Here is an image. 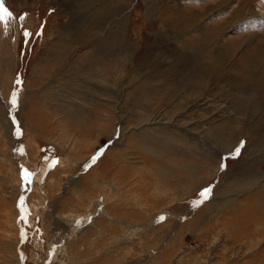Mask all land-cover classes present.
I'll return each mask as SVG.
<instances>
[{"label":"rangeland","instance_id":"obj_1","mask_svg":"<svg viewBox=\"0 0 264 264\" xmlns=\"http://www.w3.org/2000/svg\"><path fill=\"white\" fill-rule=\"evenodd\" d=\"M62 1L0 0V9L7 10L11 14L10 17L5 16L4 11L0 10V92L2 91L0 93V264H7L8 257L11 264H42L44 257L46 259L44 264L53 263L55 249L61 245L54 246L52 255L50 252L53 247L48 251L42 221V213L48 200L36 212L34 207H40L35 187L38 184L44 186L49 174L56 170L59 160L63 157H70L81 162L80 164L86 160V172L97 160H101L100 173H95L91 180L84 178L81 185L91 181L94 184L97 183V186L107 184L106 188H109L112 184L117 199L123 200L119 203L118 210L114 211L115 215L124 220V226H130L133 221L138 226L139 232L136 230L130 232L134 237L130 233L129 236L127 235L128 239H133L132 243L129 240V244L117 247L114 252H120L116 253L117 255L114 253L113 258L119 254L124 255L126 251L130 252L131 256L143 254L141 256L144 257L140 259L143 261L142 264H152L154 256H161L156 262L164 264L170 258L168 254L164 256V250L168 248L166 246L174 240L173 237L178 232L177 239L175 238L176 245L173 249L170 246L171 248L169 247L170 249L168 248L166 252L176 255L181 254L182 251L184 258L182 264H202L205 260L215 257L218 264L224 259L228 264H260L261 262L264 264L262 258L264 257L263 97L261 96L262 100L255 101L254 92L249 93L250 88L253 89L254 86L250 85L247 89L246 87L242 89L236 81L232 83L231 74L227 68V70L224 68L225 71L221 68L224 74L218 71L222 73L221 75L217 71L210 73L207 66L203 65L205 60L202 62L201 58L198 62L194 58L191 59V63L196 65L195 68L189 67L190 64L184 67L181 63L185 61L178 56V53L183 50L184 42L192 45L200 37L199 33L187 36L186 28L190 25L191 17H202L208 11L217 8L220 10L222 7L224 8L222 10L226 9L225 14L209 20L206 25L219 27L232 17L233 11L240 10L244 4L253 7L252 10L260 15L257 18L259 20L250 25H240L228 35L227 39L231 43H239L243 38L257 36L258 39L251 48V52L249 53L248 50L247 52L249 57L261 55L264 50V3L262 0H232V4L229 0ZM65 10H68L70 18L69 15L66 17ZM89 17L93 20V24L98 23L95 25L96 28H93L94 32L90 39L83 30V24L87 23ZM257 22L259 23L256 24ZM68 24L72 26L75 44L66 46V33L62 30ZM78 25H80L79 28ZM109 46H111L110 49ZM68 48L70 49L67 50ZM87 50H95L96 55L93 54L95 56H90L89 59H85L86 61L81 60V55ZM240 50L242 51V48ZM7 55L10 56L9 60ZM227 55L223 54L221 60L231 67L234 63L229 64L231 60ZM233 55L231 57L234 59L236 56ZM100 57L105 60L101 61ZM6 62H10L9 65ZM187 67L190 70L186 73L185 70L181 71V68ZM193 68L194 70H191ZM196 70L198 72H195ZM4 73H6L4 76L9 77L6 76L9 82H6L9 94L7 91L3 92L1 76ZM200 75L203 76L205 83L195 82ZM261 77V73L256 74V82ZM193 82L197 84L195 87ZM199 87L200 90H198ZM13 93L16 99L15 107L11 104ZM207 104L208 107H206ZM66 107L73 115L67 117L69 123L67 126L64 125L65 128L59 122L63 116L60 110H65ZM257 109L260 111L258 112ZM147 111L155 115H164V118L168 120L174 115L179 118V122L185 123L190 131L179 130L176 132L177 137L175 133L163 135L162 138L175 137V140L179 139L180 142L183 139L186 145L184 142H181L182 144L178 142L174 143L173 147L171 141L170 143L163 140L158 143V147L157 143L151 144L149 141H140L138 138L131 137L129 140L128 135L136 137L138 134L132 129L136 127L138 129L142 125V122L134 116L135 113L137 112L138 116L141 115L145 119ZM106 114L113 117L110 122H105ZM116 114H124V121L117 126L116 135H114L110 131L114 127L112 124L117 118ZM12 115L15 116L17 125L14 124ZM81 117L86 123L84 126L78 125V121L82 120ZM232 117L236 121L228 125L229 118ZM245 127H248L249 135H240L239 131L241 133ZM259 127L261 131L259 130L260 132L253 136L249 129L252 128L251 131H253ZM8 130L11 131L10 134ZM130 132L132 134H129ZM49 140H55L59 147ZM241 142L243 147L239 155L233 156L232 153ZM20 143L23 144L21 152L18 151ZM149 144L155 145L157 151L164 155L161 163L146 153L143 148L140 149ZM195 144L199 149L194 152L192 148ZM220 147L229 151L223 154L221 162L217 159ZM7 151L11 161L14 160L11 163L10 158L4 155ZM120 155H123L122 159L117 157ZM169 160L187 169L176 168L174 172L173 170L168 172L166 169L169 168L167 166ZM112 162L121 166L124 164L123 171L117 170L118 176L114 175L115 170L107 174L105 172ZM157 163L161 165L160 168ZM154 165L157 167L155 168ZM207 167L211 171L220 169V178L216 177L215 180L210 181L206 172L209 170ZM150 169H154L156 173H152ZM157 170L161 173L158 174ZM179 170H190V174L187 172L186 174H189L191 178L181 175ZM64 172L67 173L66 170H58L53 174L54 178H61ZM72 172L75 171L72 170ZM133 172L140 174L136 175ZM167 174L171 180L167 178ZM31 176L32 180H30ZM63 180L65 181V177ZM218 188H221V194L219 193L214 201ZM205 189H210L207 199L201 196ZM48 191L52 200L58 197L53 189ZM164 191H167L168 197L164 196ZM84 194L81 200L75 195L65 197L56 204V210L62 215L70 214L71 216L77 212L78 208L82 210V207L87 205L88 194L93 198L100 195L99 189L95 190L93 185ZM257 196H259L258 199H256ZM171 198L178 199L172 202ZM110 205L114 207V204L110 203ZM98 206L99 204L91 206L92 211L89 210L90 213L85 217L93 215L90 218H98L100 215ZM166 210L169 214L162 215ZM81 222L77 224L76 231L82 229L80 225L84 222ZM102 224H104L103 221H99L97 226ZM84 226L86 228L87 224ZM68 227V224L60 227L62 233L66 234ZM109 230L112 233H122L120 225H115L112 230ZM123 230L124 234L129 232L126 229ZM9 233H13V236L8 239ZM89 234L81 239L82 243L88 247V249L85 248L86 251L83 250L87 252L84 253L83 260L88 259L93 253L92 264H104L103 258H98L97 253L110 246L111 238L109 235L98 237L95 231ZM245 250L253 251L255 256L248 254V258L241 259ZM231 251L240 255V258L234 257ZM260 251L262 254L256 257ZM251 257L255 259L249 260ZM106 258L114 261L111 256L104 257ZM116 261L120 262V260ZM138 262L140 261L135 257L127 264Z\"/></svg>","mask_w":264,"mask_h":264},{"label":"bare ground","instance_id":"obj_2","mask_svg":"<svg viewBox=\"0 0 264 264\" xmlns=\"http://www.w3.org/2000/svg\"><path fill=\"white\" fill-rule=\"evenodd\" d=\"M230 2L229 3H231V1L232 0H229ZM61 2H63L62 0H61ZM68 2V1H67ZM71 3V2H70ZM77 4V3H76ZM232 4V3H231ZM62 6V5H61ZM76 7V6H75ZM78 7H79V5H78ZM63 8V7H62ZM226 8H228V6L226 7ZM69 9V8H68ZM111 9V8H110ZM218 9V8H217ZM217 9H215V10H213V11H208L207 13H205V15L204 16H202V17H198V16H193V17H191L192 19H190V22H189V26H188V28H186L187 29V36H190V35H192L193 33H199L200 34V37L198 38V39H196L195 40V42H194V44H192V45H189V44H187V43H185L184 42V44H183V50L180 52V53H178L179 55V58H181V59H183L184 61H185V63L182 61V65H184V67H186V64H190V66L189 67H196V65L195 64H192L191 63V59L192 58H194L195 60H197V62L199 61L198 59L199 58H201V61L203 62L204 60H205V63H203V65L204 66H207V70H208V72H210V73H214V72H218V71H221L222 73H223V70H221V68H227V69H229L228 71L230 72V77H231V80H232V83L234 82V81H236L237 83H238V86L240 85V88H242V89H245V87H246V89H247V87L248 86H250V85H252V86H254V88L253 89H251L250 88V91H249V93H252V92H254V100L255 101H260V100H262L261 99V96L263 97V100H264V50H263V53L261 54V55H252V57H249L248 55H249V53L251 52V48L253 47V45L256 43V41H257V36L256 37H254V38H252V37H248V38H246V39H242V41L241 42H239V43H236V42H234V43H231L230 41H228V39H227V37H228V35L230 34V33H232V31H235L236 29H238L239 27H240V25H250V24H252L253 22L255 23V21L256 20H259V19H257V18H259L260 17V15L257 13H255L252 9H253V7L252 6H247L246 4H244V6L240 9V10H238V11H233L232 12V17L230 18V19H228L227 20V22H225V24H222V25H220L219 27H208V26H206L207 25V22L209 21V20H212V19H214V18H216L218 15H224L225 14V12H226V9L225 10H222V9H224V8H222V7H220V10H217ZM91 10V9H90ZM66 12H65V15H66V17L69 15V18H70V14H68V10H65ZM70 13H71V11H70ZM76 13V12H75ZM83 13V12H82ZM62 14V13H61ZM185 14V13H184ZM83 16V15H82ZM84 17V16H83ZM111 17V16H110ZM80 18H82V17H80ZM85 18V17H84ZM90 18V17H89ZM31 19V18H30ZM72 19V18H71ZM87 19V18H86ZM179 19V18H178ZM264 19V18H263ZM81 20V19H80ZM73 20H71V22H72ZM87 21V20H86ZM30 22V21H29ZM244 22V23H243ZM77 23V22H76ZM86 23V22H85ZM84 23V24H85ZM101 23V22H100ZM209 23V22H208ZM243 23V24H242ZM259 22H257L256 24H258ZM71 24V23H70ZM80 24H81V22H80ZM84 24H83V30H84V32L88 35V38L90 37L91 38V35L93 34V32H94V27H95V25H97L96 23L95 24H93V20L90 18L88 21H87V23L85 24V26H84ZM103 24V23H102ZM235 25V26H234ZM30 26H31V24H30ZM79 26L80 25H78V28H79ZM103 27V26H102ZM65 28V29H64ZM64 28H63V30L62 31H64L65 33H66V36H65V42H66V46H69V45H74L75 44V35H74V33L72 32V26L71 25H66V26H64ZM76 28V27H75ZM96 28V27H95ZM82 29V28H81ZM100 29V28H99ZM107 30H108V28H106ZM235 29V30H234ZM80 30V29H79ZM182 30V29H181ZM61 31V32H62ZM103 31V30H102ZM110 31H111V29H110ZM18 32V31H17ZM16 32V33H17ZM83 32V33H84ZM99 32V31H98ZM121 32V31H120ZM75 33H77V31H75ZM84 33V34H85ZM104 33V32H103ZM78 34V33H77ZM77 34H76V36H77ZM85 34V35H86ZM111 34V33H110ZM86 35V36H87ZM180 35V34H179ZM17 37V36H16ZM102 37V36H101ZM104 37H106V35L104 36ZM259 37V36H258ZM89 38V39H90ZM253 39V40H252ZM62 40V39H61ZM60 40V41H61ZM241 40V39H240ZM60 41H59V43H60ZM64 41V40H63ZM82 41V40H81ZM79 42V41H78ZM6 43V42H5ZM8 43V42H7ZM58 43V44H59ZM231 43V44H230ZM77 44V43H76ZM102 44V43H101ZM119 44V43H118ZM181 44V43H180ZM154 45V44H153ZM179 45V44H178ZM152 46V45H151ZM173 46V45H172ZM110 47L111 46H109V49H110ZM113 47V46H112ZM73 48V47H72ZM92 48V47H91ZM94 48V47H93ZM240 48H242V51L240 50L239 51V49ZM10 49V48H9ZM8 49V50H9ZM66 49V48H65ZM70 48H68L67 50H69ZM104 49V48H103ZM106 49V48H105ZM112 49V48H111ZM153 49V48H152ZM7 50V51H8ZM137 50H138V48H137ZM247 50H248V52H247ZM5 51V50H4ZM73 51V50H72ZM110 51V50H109ZM135 52V51H134ZM8 53H9V51H8ZM69 53V52H68ZM70 53H71V51H70ZM98 53H100V52H98ZM3 54V53H2ZM93 54H95L96 55V51L95 50H90V51H88L87 50V52H85V53H83L82 55H81V60L83 59V60H85V59H89L90 58V56H92ZM101 54V53H100ZM226 55V54H228L227 55V57H230L229 59L231 60L230 62H229V64H231V63H234V65H232L231 67H229L228 65H226L227 64V62H224V61H222L221 60V57H222V55ZM234 54V55H233ZM252 54V53H251ZM52 55V54H51ZM69 55V54H68ZM95 55H93V56H95ZM98 55V54H97ZM102 55V54H101ZM113 55V54H112ZM120 55V54H119ZM118 55V57H120ZM128 55V54H127ZM132 55H133V53H132ZM231 55H233V56H236L234 59L231 57ZM10 56H11V54H10ZM10 56H8L7 55V60H9V58H10ZM104 56V55H103ZM102 56V58H104ZM106 56V55H105ZM108 56V55H107ZM110 56V55H109ZM115 57V56H114ZM101 58V57H100ZM101 58V59H102ZM109 58H111V57H109ZM158 58V57H157ZM114 59V58H113ZM119 59V58H118ZM130 59V58H129ZM7 60H5V61H7ZM78 60V59H77ZM91 60V59H90ZM103 60H105V59H102L101 61H103ZM110 60V59H109ZM86 61V60H85ZM121 61V60H120ZM206 62H207V65H206ZM240 62V63H239ZM7 63V62H6ZM10 63V62H9ZM9 63H7L8 65H9ZM78 63V62H77ZM107 63H109V62H107ZM131 63V62H130ZM3 64H4V62H3ZM143 64V63H142ZM192 64V65H191ZM4 66V67H9V66ZM236 65H238L239 67H237ZM73 66V65H72ZM173 66V65H172ZM103 67H104V65H103ZM198 67V66H197ZM105 68V67H104ZM103 68V69H104ZM194 68L193 69H191V70H194ZM200 69H202V68H200ZM225 69H224V71H225ZM226 69V70H227ZM7 70V69H6ZM183 70H185L184 72L186 73V71H188V70H190L188 67L185 69V68H181V71H183ZM205 70V69H204ZM203 70V71H204ZM8 71V70H7ZM13 71V70H12ZM206 71V70H205ZM4 72H5V70H4ZM195 72H198L197 70L195 71ZM227 72V71H226ZM202 73V72H201ZM205 73V72H204ZM206 73H207V71H206ZM220 75L222 74V73H220V72H218ZM259 73H261V75H262V77L260 78V80L258 81V82H256V78H255V76H256V74H259ZM6 73H4L2 76H1V80H2V86H3V92H6L7 91V83H9V82H7V77L6 76H4ZM8 74V73H7ZM12 74V73H11ZM200 74V73H199ZM224 74V73H223ZM14 75V74H13ZM203 75V74H202ZM202 75H200V76H198V78L199 79H196V81L195 82H197V83H200V82H202V83H205V81H203V76ZM205 75V74H204ZM232 75H234V76H232ZM189 76V75H188ZM205 76H207V75H205ZM223 76V75H222ZM224 76H226V75H224ZM104 77V76H103ZM9 78V77H8ZM12 78H13V76H12ZM225 78V77H224ZM200 81V82H199ZM1 82V81H0ZM7 82V83H6ZM195 82H193L194 83V87H195V85H197V84H195ZM207 82V81H206ZM104 83V82H103ZM209 83V82H208ZM236 83V84H237ZM11 85V84H10ZM9 85V86H10ZM107 85V84H106ZM192 85V84H191ZM202 85V84H201ZM200 85V86H201ZM8 86V87H9ZM204 86V85H203ZM107 87V86H106ZM234 87V86H233ZM30 88V87H29ZM104 88V87H103ZM202 88V87H201ZM107 89V88H106ZM237 89V88H236ZM195 90H197L196 88H195ZM198 90H200V87H199V89ZM239 91V90H238ZM2 92V91H1ZM0 92V93H1ZM8 92V94L10 93V91H7ZM138 92V91H137ZM246 92H247V90H246ZM244 93H245V91H244ZM7 94V95H8ZM169 94V93H168ZM135 95H136V93H135ZM192 95V94H191ZM191 95H189V96H191ZM237 95V94H236ZM245 95V94H244ZM252 95V94H251ZM246 96V95H245ZM244 96V97H245ZM248 96V95H247ZM249 96H250V94H249ZM253 96V95H252ZM258 96V97H257ZM242 97V96H241ZM240 97V98H241ZM247 98V97H246ZM1 99V98H0ZM50 99V98H49ZM220 99V98H219ZM239 99V98H238ZM248 99V98H247ZM5 100H7V99H5ZM205 102V101H204ZM203 102V103H204ZM210 102V101H209ZM209 102H208V104H209ZM254 102V101H253ZM206 103V102H205ZM213 103V102H212ZM208 104L206 105V107H208ZM177 105V104H176ZM213 105V104H212ZM229 105V104H228ZM258 105H260V104H258ZM264 105V104H263ZM5 106V105H4ZM204 106V105H203ZM128 107V106H127ZM205 107V108H206ZM255 107V106H254ZM264 107V106H263ZM263 107H261V109H263ZM65 108V107H64ZM107 108V107H106ZM260 108V107H259ZM8 109V108H7ZM67 109V110H66ZM66 109L65 110H60V111H62L61 113L63 114V116H62V118H61V120H60V124L62 125V127L65 125V126H67V123H69L68 122V120H67V117H71L72 115H73V113H72V115L70 114V112L68 111V108L66 107ZM253 109H255V108H253ZM72 110V109H71ZM258 110V112L260 111L259 109H257ZM59 111V112H60ZM73 111V110H72ZM76 111V110H75ZM79 111V110H78ZM118 111V110H117ZM7 112V111H6ZM150 111H147L146 113L147 114H145V116L144 117H147V118H143V117H141V115H137V112L135 113L136 115H134V116H136V118H138L142 123V125H141V127L140 128H138V129H132V130H136V132H138V134H137V136L135 137V136H132V135H128V138H129V140L131 139V137L132 138H138L140 141L141 140H146V141H149L151 144H153V143H157L156 145L158 146V143L160 142V141H163V140H165V141H171L172 142V144H171V146H173L174 147V143L175 144H177L178 142H180L179 141V139L178 140H175L176 138L175 137H173V139L172 138H170V137H168V138H162V136L163 135H168V134H175L177 131H181V130H187V131H190L189 129L190 128H188V126L187 125H185V123L184 124H182L181 122H179V118L178 117H176V116H174V115H172V116H170L171 117V119L170 120H168V119H165L164 118V115H155L154 113H149ZM206 112V111H205ZM76 113V112H75ZM78 113V112H77ZM85 113V112H84ZM119 113V112H118ZM134 113V112H133ZM254 113H255V111H254ZM253 113V114H254ZM157 114V113H156ZM240 114V113H239ZM250 115L252 114V113H249ZM252 114V115H253ZM259 114H261V113H259ZM38 115V114H37ZM85 115V114H84ZM117 115V118H116V120H114L113 121V124L112 125H114V127H113V129L110 131L111 132V134H114V135H116L115 134V132H116V129H117V126L120 124V123H122V121H124V114L123 115H119V114H116ZM133 115V114H132ZM131 115V116H132ZM255 115H257V114H255ZM263 115V114H262ZM224 116V115H223ZM106 119H105V122H110L112 119H113V117L112 116H109V114L107 115L106 114ZM182 117V116H181ZM237 117V116H236ZM246 117H247V115H246ZM250 117V116H249ZM252 117V116H251ZM254 117V116H253ZM73 118H75V117H73ZM228 118V117H227ZM241 118V117H240ZM243 118V117H242ZM81 119L82 120H80V121H78L79 123H78V125H81V126H84L86 123L85 122H83L84 121V119L81 117ZM213 120V119H212ZM244 120V119H243ZM242 120V121H243ZM246 120V119H245ZM251 120V119H250ZM254 120V119H253ZM258 121H259V119H257ZM222 121V120H221ZM234 121H236V119L235 118H229V124L228 125H232V124H234ZM247 121V120H246ZM71 122H72V120H71ZM73 122H77V121H75V120H73ZM225 122H227V121H225ZM251 122V121H250ZM262 122V121H261ZM252 123H253V121H252ZM256 123V122H255ZM259 123H260V121H259ZM259 123H258V126H259ZM111 124V123H110ZM242 124V123H241ZM254 124V123H253ZM218 125V124H217ZM244 125V124H243ZM242 125V126H243ZM256 125V124H255ZM64 126V127H65ZM123 126H125V124H123ZM241 126V127H242ZM245 126V125H244ZM103 127V126H102ZM229 127H231V126H229ZM257 127V126H256ZM66 128V127H65ZM20 129V128H19ZM64 129V128H63ZM109 129V128H108ZM220 129V128H219ZM252 129V128H251ZM251 129H249L250 130V133L251 134H253V136H256V133L260 130L261 131V128L259 127V128H257V129H254L253 131H251ZM263 129V128H262ZM23 130V129H22ZM119 130V129H118ZM117 130V131H118ZM121 130V129H120ZM233 130V129H232ZM247 130H248V127H245L244 128V130L243 131H241V133H240V131H239V134L240 135H242V134H246V135H249V132H247ZM26 131V130H25ZM67 131V130H66ZM122 131H124V130H122ZM210 131H212V130H210ZM236 131H238V130H236ZM259 131V132H260ZM24 132V131H23ZM68 132V131H67ZM108 132V131H107ZM226 132V131H225ZM11 133V131L10 130H8V134H10ZM64 133V132H63ZM135 133V132H134ZM167 133V134H166ZM212 133H214V132H212ZM233 134H234V132H232ZM61 134V133H60ZM68 134V133H67ZM66 134V135H67ZM129 134H132L131 132L129 133ZM185 134V133H184ZM221 134H222V132H221ZM224 134V133H223ZM222 134V135H223ZM258 134V133H257ZM126 135V134H125ZM186 135V134H185ZM189 135H190V133H189ZM220 135V134H219ZM228 135H229V133H228ZM61 136V135H60ZM218 136V135H217ZM224 136V135H223ZM59 137V136H58ZM67 137V136H66ZM65 137V138H66ZM120 137V136H119ZM126 137V136H125ZM176 137H177V133H176ZM184 138H185V136H183ZM187 137V136H186ZM229 137V136H228ZM228 137H227V139H228ZM191 138H193V137H191ZM208 138V137H207ZM61 139V138H60ZM59 139V140H60ZM63 139V138H62ZM198 139H200V138H198ZM201 139H202V137H201ZM226 139V138H225ZM231 139V138H230ZM74 140V139H73ZM73 140H71L72 142H73V144H74V141ZM189 140V139H188ZM212 140V139H211ZM229 140V139H228ZM50 142H52L53 144H55V146H57V147H59V145L56 143V141L55 140H49ZM122 142V141H121ZM170 142V143H171ZM181 142H184L185 143V141H183V139H181ZM180 142V144H182ZM193 142H195L194 140H193ZM229 142V141H228ZM227 142V143H228ZM120 143V142H119ZM188 143V142H187ZM206 143V142H205ZM207 143H208V140H207ZM233 143V142H232ZM70 144H72V143H70ZM72 144V145H73ZM164 144V143H163ZM75 145V144H74ZM162 145V144H161ZM184 145H186V143L184 144ZM190 145V144H189ZM258 145V144H257ZM117 146V145H116ZM204 146V145H203ZM202 146V147H203ZM125 147V146H124ZM159 147V146H158ZM166 147H167V145H166ZM6 148V147H5ZM27 148H29V147H27ZM144 149L145 151H146V153H148V154H150L152 157H154L155 159H156V161H162L163 160V158H164V155L162 154V153H160V152H158L157 150V148H156V146L154 145V146H151L150 144L148 145V146H142V147H140V149ZM176 148H178V147H176ZM192 148V147H191ZM212 148V147H211ZM222 148V149H221ZM62 149V148H61ZM188 150H189V148H187ZM193 150H194V152H195V150L197 151V149H199L198 148V146L195 144V147H193L192 148ZM191 149V150H192ZM201 149V151H203V149L202 148H200ZM205 149V148H204ZM215 149V148H214ZM219 149V148H218ZM249 149V148H248ZM178 150H180V149H178ZM193 150H192V152H193ZM125 151V150H124ZM181 151H183V149L181 150ZM224 151V152H223ZM113 152V151H112ZM182 153V152H181ZM184 153V152H183ZM198 153V152H197ZM196 153V154H197ZM208 154H209V152H207ZM227 153H229V151L227 150H224L223 149V147H220V149L218 150V152H217V159H218V161H220L221 162V159H222V156H223V154H227ZM9 151H7L4 155H7L8 156V158H10V163L11 162H13V161H11V157H9ZM109 154V153H108ZM186 154V153H185ZM207 154V155H208ZM212 155H214V154H212ZM216 155V154H215ZM18 155H16V157H17ZM91 156V155H90ZM89 156V157H90ZM125 156V155H124ZM187 156H188V154H187ZM3 157V156H2ZM62 157V156H61ZM117 157H121V159H122V157H123V155H120V156H117ZM208 158V157H207ZM104 159H105V157H104ZM212 159H213V157H212ZM133 160V159H132ZM5 161V160H4ZM108 161H110V159L108 160ZM126 161V160H125ZM164 161H165V159H164ZM88 162V161H87ZM153 162H155V161H153ZM152 162V163H153ZM81 163V162H80ZM78 161H76V160H73V159H71L70 157L69 158H66V157H63L61 160H59V163H58V165L56 166L57 168H56V170L54 171V172H52L51 174H49V176H48V178H47V181H46V183L44 184V186H41V184H38L36 187H35V191L38 193V194H36V198L38 199V201H39V203H38V206L40 207V208H38V207H34V210L36 211V212H38V210L39 209H41L43 206H44V204H45V201L46 200H48V204L46 205V208H44V210H43V213H42V218H43V226H44V233H45V238H46V240H45V242L47 243V245H48V247L47 248H49L48 249V251L53 247V246H59V245H61V246H59V248L58 249H55L56 250V254H55V256L53 257V263H51V264H85V263H87V264H92V261H93V257H92V255H93V253H91L89 256V258L88 259H84L83 260V257L85 256V254L84 253H87V252H83V250H85V248H87L88 249V247L85 245V244H83L82 243V240L81 239H83L87 234H89L91 231H95V233H98V237H102V236H104V235H106V236H110V240H111V244H110V246H107V247H105L104 248V250L101 252H99L98 251V258L99 257H102L103 258V261L104 262H102V263H104V264H127L128 263V261H130V259L132 260V258H134L135 259V257H137L138 258V260L140 261V262H138L137 264H142L141 262H143L142 260H140V259H142L144 256H141V255H143V254H136L135 256H131V253L130 252H124L123 254L124 255H122V254H119L118 256H116L115 258H113V254L115 253H119V252H114L116 249H117V247H122L123 245H125V244H129V240H131L130 238L128 239V234L130 233V232H134L135 230L136 231H138L139 232V229H138V226L134 223V221H133V223L130 225V226H124V220L123 219H119V217H117L116 215H115V213H114V211L115 210H118V208L120 207V205H119V203H121L123 200L122 199H117V196H115L116 194H114V188H113V186H112V184L111 185H109V188H106V186H108L107 184L106 185H104V184H102V185H98L97 186V183H95L94 184V182L92 183L91 181H88V182H85V184L84 185H81V183L84 181V178H86V179H90L92 176H94V174L96 173V174H98V172L100 173V169H101V167H102V161L101 160H97L95 163H94V165H93V167H90L88 170H87V172L85 171V168H86V160L84 161V163H82V164H80ZM126 163V162H125ZM161 163V162H160ZM187 163V162H186ZM134 164H135V162H134ZM145 164V163H144ZM155 164V163H154ZM164 164H165V162H164ZM163 164V165H164ZM182 164V163H181ZM92 165V164H91ZM107 165V164H106ZM110 166L107 168V171H105L106 172V174L107 173H109V172H112V170L114 171L115 170V174L114 175H116L117 174V176H118V174H119V172H117V170L118 171H123L124 169H125V167H124V164H122L123 166H121L120 164H117L116 162H115V164H114V162H112L111 164H109ZM136 165V164H135ZM139 165V164H138ZM153 165V164H152ZM152 165H151V167H152ZM127 166V165H126ZM149 166V165H148ZM157 166H158V168H160L159 166H161V165H158V163H157ZM156 166V167H157ZM167 166H169V168L167 167V171L169 172H171L172 170H173V172H174V170L177 168V169H179V168H182V169H187L185 166H184V168L183 167H181V166H183V165H180L179 166V164H176L175 162H172L171 160H169L168 162H167ZM257 166V165H256ZM79 167V169H77ZM147 167V166H146ZM154 167H155V165H154ZM155 167V168H156ZM139 168V167H138ZM149 168V167H148ZM153 168V167H152ZM164 168H166V167H164ZM164 168H162V169H164ZM208 168V167H207ZM66 170V172H67V170H69L67 173H65L64 172V174L62 175V177L61 178H54V173L55 172H57L58 170ZM128 169H130V168H128ZM189 169V168H188ZM209 169V168H208ZM208 169H205V170H208ZM217 169V168H216ZM215 169V170H216ZM244 169V168H243ZM72 170H74L75 172H72ZM141 170V169H140ZM185 170H182V171H180V173H181V175H185V176H188L190 173H189V171H185ZM215 170H213V171H211L210 169L208 170V171H206V172H208V176H209V179H210V181H213V180H215V178L216 177H219L220 178V173L219 172H221V170L219 169L218 171H215ZM150 171L152 172V173H156L155 172V170L154 169H150ZM149 171V172H150ZM158 171V170H157ZM165 171V170H164ZM167 171H166V173H167ZM178 171V170H177ZM244 171V170H243ZM72 172V173H71ZM136 172V171H135ZM142 172V171H141ZM186 172L187 173H189L188 175L186 174ZM134 173V172H133ZM161 173V171H158V174H160ZM163 173V172H162ZM253 173V172H252ZM255 173V172H254ZM134 174H136V173H134ZM137 174H140L139 172H137ZM136 174V175H137ZM158 174H156V175H158ZM207 174V173H206ZM136 175H134V176H136ZM162 175V174H161ZM130 176H131V174H130ZM164 176V175H163ZM168 174H167V178H168ZM65 177V181L63 180V178ZM119 177H121V176H119ZM158 177V176H157ZM188 177H190L191 178V176H188ZM207 177V176H206ZM205 177V178H206ZM127 178V177H126ZM130 178V177H129ZM165 178H166V176H165ZM169 178H170V176H169ZM168 178V179H169ZM134 179V178H133ZM137 179V178H136ZM135 179V180H136ZM139 179V178H138ZM142 179V178H141ZM140 179V180H141ZM144 179V178H143ZM208 179V178H207ZM91 180V179H90ZM134 180V181H135ZM169 180H171V179H169ZM105 181V180H104ZM142 181V180H141ZM199 181V180H198ZM240 181V180H239ZM238 181V182H239ZM128 182V181H127ZM139 182V181H138ZM242 182V181H241ZM105 183V182H104ZM145 183V182H144ZM100 184V183H99ZM134 184H135V182H134ZM141 184V183H140ZM91 185H93V187L95 188V190L96 189H99V194L100 195H98L97 197H95V198H93V197H89V195L90 194H88L87 195V198H89V202H87L86 204L87 205H85L84 207H82V210L80 209L79 210V208H78V210H77V212H75L74 214H72L71 216H70V214H64V215H62L60 212L58 213V210H56V204L59 202V201H62L65 197H68V196H71L72 197V195H75V196H77L79 199L80 198H84L83 197V195H85L84 193H86V191H87V189L89 188V190H90V186ZM116 185V184H115ZM231 185V184H230ZM249 186V185H248ZM254 186V185H253ZM80 187H82V188H80ZM159 187V186H158ZM230 187H232V186H230ZM260 188H261V186H260ZM48 189H53L54 190V192H57V198L56 199H54V200H52V198H51V194L49 193V191H48ZM146 189V188H145ZM160 189V188H159ZM230 189V188H229ZM220 190H221V188H218L217 189V192L215 193V195H216V197H215V199H214V201H216V199H217V197H218V194L220 193ZM224 190V189H223ZM222 190V191H223ZM231 190V189H230ZM227 191V190H226ZM94 192V191H93ZM165 192V194H164V196H167V191H164ZM225 192V191H224ZM231 192V191H230ZM139 194V193H138ZM221 194V193H220ZM223 194V193H222ZM243 194V193H242ZM241 194V195H242ZM244 194H246V193H244ZM249 194V193H248ZM255 195H257V194H255ZM103 196V197H102ZM248 196V195H247ZM121 197V196H120ZM168 197V196H167ZM174 197H176V196H174ZM223 197V196H222ZM258 197L259 196H257L256 197V199H258ZM85 198H86V196H85ZM99 198V199H98ZM112 198V199H111ZM113 199H115V200H113ZM169 199V198H168ZM172 199V202H174V200H176V199H178V198H171ZM252 199V198H251ZM255 199V200H256ZM81 200V199H80ZM112 200V201H111ZM224 200V199H223ZM111 201V202H110ZM115 201H117V203L115 202ZM145 201V200H144ZM108 202H110V203H112V204H114V207L112 208V206L110 205V203L108 204ZM160 202V201H159ZM83 203V202H82ZM171 203V202H170ZM99 204V206L98 207H100V215L98 216V218H90V216H93V215H89L88 217H85V216H87L88 215V213H90L89 212V210L91 209V206L92 207H94L95 205H98ZM172 204V203H171ZM170 205V204H169ZM174 205V204H173ZM167 207V206H166ZM170 208V207H169ZM213 208V207H212ZM173 209V208H172ZM175 209V208H174ZM90 211H92V210H90ZM95 211V210H94ZM169 211H170V209H169ZM97 212V211H96ZM167 214H169L168 212H167V210L165 211V213L164 214H162V215H167ZM36 215V214H35ZM180 215V214H179ZM119 216V215H118ZM83 217V218H82ZM48 218V219H47ZM121 218V217H120ZM123 218V217H122ZM167 220V219H166ZM15 221V220H14ZM81 221H83L84 223L82 224V225H80V227L82 228V229H79V231H76L75 230V228H77V224L78 223H82ZM99 221H103V223L104 224H102V225H100V226H97V223L99 222ZM161 223V222H160ZM169 223V222H168ZM168 223H167V225H168ZM69 225V227L67 228V233L65 234V232H63L62 233V231H61V228L60 227H64L65 225ZM87 224V226H86V228H85V226L84 225H86ZM126 224H128V223H126ZM115 225H120V227L122 228V233L120 234H117V233H112V231H110L109 229H111L112 230V228L113 227H115ZM170 225V224H169ZM59 226V227H58ZM184 227H185V225H183ZM183 226H182V229H183ZM60 228V229H59ZM133 228V229H132ZM123 229H126L127 231H129V232H127L126 234H124L125 232H124V230ZM181 229V228H180ZM15 231H17V229L15 230ZM246 231V230H245ZM11 232V231H10ZM13 232V231H12ZM16 233V232H15ZM177 233V235H178V232H176ZM93 234V233H92ZM130 234H132V233H130ZM135 234V233H134ZM231 234V233H230ZM90 235V234H89ZM128 235V236H127ZM177 235H175V237H173L174 238V240H172L171 241V243L170 244H168L166 247H172V249H173V246H175L176 244V242H175V240L177 239ZM13 236V233H9V237H8V239L9 238H11ZM132 236H133V234H132ZM137 236V235H136ZM94 237V236H93ZM92 237V238H93ZM134 237V236H133ZM142 237V236H141ZM176 238V239H175ZM103 239V238H102ZM101 239V240H102ZM98 240V239H97ZM133 240V239H132ZM132 240H131V243H132ZM136 240H138V239H136ZM141 240V239H140ZM96 242H98V241H96ZM155 244V243H154ZM131 245H133V244H131ZM185 245V244H184ZM256 245V244H255ZM128 246V245H127ZM160 246V245H159ZM258 246V245H257ZM257 246H255V247H257ZM38 247V246H37ZM165 247V248H166ZM170 247V248H171ZM186 247V246H185ZM102 248V247H101ZM101 248H99V249H101ZM132 248V247H131ZM167 248V249H168ZM169 248V249H170ZM260 248V247H259ZM258 248V249H259ZM75 249H77V250H75ZM86 249V250H87ZM93 249V248H92ZM98 249V250H99ZM167 249L166 250H164V253H165V255L164 256H166V254H168V255H170V258L168 259V260H166V262L164 263V264H182L183 263V257H182V251H181V254H169V253H167L166 251H167ZM168 249V250H169ZM253 249V248H252ZM85 250V251H86ZM133 250V249H132ZM250 250V249H249ZM94 251V250H93ZM96 251V250H95ZM121 251H122V249H121ZM142 252V251H141ZM156 252V251H155ZM133 253V252H132ZM139 253V252H138ZM231 253L233 254L234 252H232L231 251ZM242 253V252H241ZM257 253V252H256ZM22 254V253H21ZM248 254H252V255H254L255 256V254H254V252L253 251H248V250H245L244 252H243V256L241 257V259H245V258H248ZM262 253H261V251H260V253H258V255H256V257H259V255H261ZM12 255H13V253H12ZM117 255V254H116ZM134 255V254H133ZM147 255V254H146ZM211 255V254H210ZM234 255V257L236 256V257H238V259L240 258V255H237V254H233ZM110 257L111 256V258L112 259H114V261L113 260H111V259H104V257ZM212 256V255H211ZM214 256V255H213ZM159 257H161V256H154V258H153V260H152V264H154L156 261H158L157 260V258H159ZM41 258V257H40ZM86 258V257H85ZM97 258V257H96ZM216 258V257H215ZM215 258H210V259H207V260H205L204 261V259H203V263L202 264H218V262H216L215 261ZM263 258V260H264V257H262ZM43 259V258H42ZM229 259V258H228ZM255 258L254 257H251V259H249V260H254ZM45 257H44V259L42 260V264H44L45 263ZM101 260V259H100ZM116 260H120V262L119 263H117V261ZM219 260V259H218ZM116 261V262H115ZM185 261V260H184ZM241 261V260H240ZM13 262V261H12ZM186 262H188V261H186ZM7 264H11V261H10V258L8 257L7 258ZM95 264V263H94ZM146 264V263H145ZM156 264H158L157 262H156ZM159 264H160V262H159ZM189 264V263H188ZM220 264H228L227 262H226V259H224ZM260 264H262V262L260 263Z\"/></svg>","mask_w":264,"mask_h":264},{"label":"snow or ice","instance_id":"obj_3","mask_svg":"<svg viewBox=\"0 0 264 264\" xmlns=\"http://www.w3.org/2000/svg\"><path fill=\"white\" fill-rule=\"evenodd\" d=\"M262 3H264V0H262ZM0 10L4 11V15H5V16H9V17H10L11 14H10L9 12H7V10H4V9H0ZM25 35H29V33H25ZM17 82H19V81H17ZM11 104H12L13 107H15V105H16L15 93H13V99H12V101H11ZM242 147H243V142H241V144L238 145V146L235 148V150H234V152L232 153V155H233V156H238ZM93 160H95V158H93ZM221 167H223V165H222ZM209 193H210V189H205V190L201 193L202 198H203V199H207ZM161 219H163V218H161Z\"/></svg>","mask_w":264,"mask_h":264},{"label":"water","instance_id":"obj_4","mask_svg":"<svg viewBox=\"0 0 264 264\" xmlns=\"http://www.w3.org/2000/svg\"><path fill=\"white\" fill-rule=\"evenodd\" d=\"M12 120L14 121V124H15V125L18 124L17 121H16L15 116H13V115H12ZM22 150H23V144L20 143L19 148H18V151L21 152ZM26 172H28L27 169H26ZM30 178H32V176H31ZM28 181H29V180H28ZM53 251H54V246H53V248H52V250H51V252H50L51 255L54 254Z\"/></svg>","mask_w":264,"mask_h":264}]
</instances>
